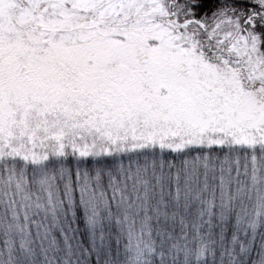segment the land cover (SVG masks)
I'll return each instance as SVG.
<instances>
[{"label": "snow or ice", "instance_id": "6c2138e0", "mask_svg": "<svg viewBox=\"0 0 264 264\" xmlns=\"http://www.w3.org/2000/svg\"><path fill=\"white\" fill-rule=\"evenodd\" d=\"M0 264H264V0H0Z\"/></svg>", "mask_w": 264, "mask_h": 264}]
</instances>
